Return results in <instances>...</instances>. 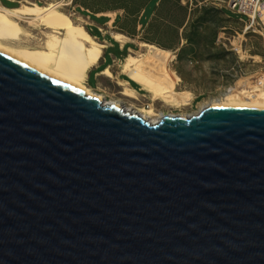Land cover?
<instances>
[{"label":"water","instance_id":"1","mask_svg":"<svg viewBox=\"0 0 264 264\" xmlns=\"http://www.w3.org/2000/svg\"><path fill=\"white\" fill-rule=\"evenodd\" d=\"M0 264H264V109L153 123L0 52Z\"/></svg>","mask_w":264,"mask_h":264},{"label":"rangeland","instance_id":"2","mask_svg":"<svg viewBox=\"0 0 264 264\" xmlns=\"http://www.w3.org/2000/svg\"><path fill=\"white\" fill-rule=\"evenodd\" d=\"M148 1L70 0L63 9L75 21L80 14L105 17H93L97 25H104L106 18H111L107 13L114 14L117 22L105 28L111 33L126 34L135 54L161 55L174 74L173 79L156 78L163 94L143 89L141 95L145 96L137 98L133 94H122V87L105 77L106 84L94 89L106 100L119 99L125 107L134 109L136 105L139 108L152 103L165 114L190 115L199 111L207 100L227 98L244 88L264 87V34L254 28L247 29L243 21L246 17L233 13L229 0H159L151 17L141 19L142 8ZM1 2L9 7L19 6L17 2ZM152 8L154 4L150 12ZM25 25L32 29L28 23ZM35 32L40 33V30ZM117 52V48L107 51L106 63L101 67L112 64ZM124 59L121 57V61L116 59L113 63L116 76L121 73ZM97 71H91L92 85Z\"/></svg>","mask_w":264,"mask_h":264},{"label":"bare ground","instance_id":"3","mask_svg":"<svg viewBox=\"0 0 264 264\" xmlns=\"http://www.w3.org/2000/svg\"><path fill=\"white\" fill-rule=\"evenodd\" d=\"M68 4L69 2L61 3V0H50L46 5L23 3L16 7H8L0 2V52L78 87L86 95L96 98L99 103L137 115L153 123L164 116L197 115L208 106L264 109L262 86L244 88L220 100H207L199 111L190 115L165 114L159 112L152 103L139 108H136V105L134 109L130 106L125 107L119 99L106 100L102 93L97 92L86 82L89 70L99 63L106 44L88 31L85 26L86 18L82 14L79 20L75 21L63 10ZM25 22L32 29L26 27ZM37 29L40 33L35 32ZM113 35L122 43L130 39L119 31L113 32ZM121 71L157 95L163 94L164 91L156 78H174L166 59L161 55L156 56L147 52L135 54L134 50L126 56ZM102 75L110 79L115 78L114 72L109 67ZM120 85L127 88L125 95L130 96L136 91L127 82L120 81Z\"/></svg>","mask_w":264,"mask_h":264},{"label":"crops","instance_id":"4","mask_svg":"<svg viewBox=\"0 0 264 264\" xmlns=\"http://www.w3.org/2000/svg\"><path fill=\"white\" fill-rule=\"evenodd\" d=\"M10 2H17L19 0H8ZM1 2V0H0ZM2 3V2H1ZM3 4V3H2ZM5 5V4H3ZM7 6V5H6ZM9 7V6H8ZM143 14V12H142ZM96 15V14H95ZM101 15V14H100ZM107 15L111 16V18L108 20L106 18V22L104 25H97L96 22L93 20V16L92 15H83L85 18H86V21L85 23L87 24V29L88 31L94 36L96 37L98 40H101V38L103 37V40H101L102 42H104L106 44V47L104 48V53H103V56L101 57L99 63L94 66L93 68H91L88 72V76H87V84L89 86H91L92 88H100V86L102 85H105L106 84V76L102 75L103 71L109 67L112 69L113 71V63L116 62V59H118V61H121V57H125L131 52V50H133V45H131L130 41H125L124 43H122L121 41L117 40L114 35H113V32L111 33L110 30L106 29L105 28V25H109L111 26L113 24V22H117V19L114 18V14H108ZM97 16V15H96ZM142 16V15H141ZM99 18H101L102 16H97ZM104 18V17H103ZM141 26V25H140ZM95 31L96 34H93L92 31ZM115 32V31H114ZM112 48H117L118 49V54L116 56L113 57V63L112 64H106L105 66L101 67L104 63H106V52L109 51L110 49ZM125 60V59H124ZM124 62V61H123ZM123 64V63H122ZM121 68H122V65H120ZM93 69H98V71L96 72V76H97V79H96V82L95 84H90V74H91V71ZM114 72V71H113ZM115 74V73H114ZM104 76V77H103ZM106 77V78H105ZM129 79H128V78ZM110 79V78H109ZM112 81L116 82V84H118L119 86L120 85V81L121 82H127L129 84V86L133 89H135L136 93L135 92H132L131 94L134 95V97H139V96H143L141 95L142 94V90H146L148 92H150L149 90L145 89L143 86H141L140 83H138L135 79H133L132 77L128 76L127 74L123 73L121 71V73L119 75H115V78L111 79ZM136 81V83L134 81ZM133 81V82H132ZM122 87V86H121ZM126 90L127 88H124L122 87V90H121V93L122 94H125L126 93ZM152 93V92H150ZM140 94V95H139ZM153 95V94H151ZM145 96V95H144ZM153 100V96H151V101Z\"/></svg>","mask_w":264,"mask_h":264},{"label":"built area","instance_id":"5","mask_svg":"<svg viewBox=\"0 0 264 264\" xmlns=\"http://www.w3.org/2000/svg\"><path fill=\"white\" fill-rule=\"evenodd\" d=\"M48 1L50 0H19L18 3L19 5L23 3L37 5L47 4ZM69 1L61 0V3L67 4ZM228 4L233 13L246 17L245 20H241L246 22L248 29L254 28L261 33L264 32V0H229Z\"/></svg>","mask_w":264,"mask_h":264},{"label":"trees","instance_id":"6","mask_svg":"<svg viewBox=\"0 0 264 264\" xmlns=\"http://www.w3.org/2000/svg\"><path fill=\"white\" fill-rule=\"evenodd\" d=\"M159 0H149L145 5L144 7L142 8V11H143V14L141 16V19L145 18H149L151 17V15L153 14V12L156 10L157 8V3H158ZM154 4V8H152V11L150 12V6ZM150 12V14H149ZM94 18H98L95 14L93 15ZM103 18V16L101 17ZM105 18V17H104ZM143 25H145V20L144 22H142ZM94 34V33H93ZM128 78V77H127ZM129 79V78H128ZM133 82V81H132Z\"/></svg>","mask_w":264,"mask_h":264}]
</instances>
